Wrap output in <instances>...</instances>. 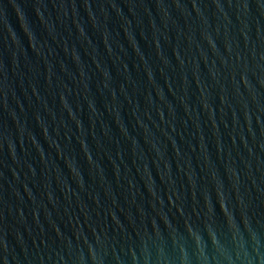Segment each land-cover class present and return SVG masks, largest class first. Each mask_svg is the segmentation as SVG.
<instances>
[{"label": "water", "instance_id": "1", "mask_svg": "<svg viewBox=\"0 0 264 264\" xmlns=\"http://www.w3.org/2000/svg\"><path fill=\"white\" fill-rule=\"evenodd\" d=\"M0 264H264V0H0Z\"/></svg>", "mask_w": 264, "mask_h": 264}]
</instances>
